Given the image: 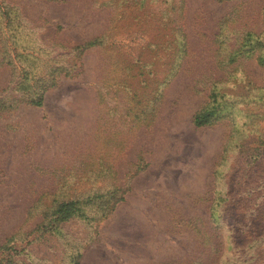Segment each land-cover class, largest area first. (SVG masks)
Instances as JSON below:
<instances>
[{
    "label": "rangeland",
    "instance_id": "obj_1",
    "mask_svg": "<svg viewBox=\"0 0 264 264\" xmlns=\"http://www.w3.org/2000/svg\"><path fill=\"white\" fill-rule=\"evenodd\" d=\"M260 94L264 0H0V264H264Z\"/></svg>",
    "mask_w": 264,
    "mask_h": 264
},
{
    "label": "trees",
    "instance_id": "obj_2",
    "mask_svg": "<svg viewBox=\"0 0 264 264\" xmlns=\"http://www.w3.org/2000/svg\"><path fill=\"white\" fill-rule=\"evenodd\" d=\"M159 6V5H158ZM4 10V9H3ZM164 7H159V9L155 10L154 12L151 13L150 16H152V19H150V16L145 17V19L143 17H139L137 16V19L139 20L136 24L132 23L133 29H132V33H131V41L132 40L135 42H143L145 41V28L147 27V24L151 21H154L155 19L158 18V16L163 14L164 11ZM5 11V10H4ZM7 12L5 11L3 14H6ZM156 13V15H154ZM7 15L9 16V14L7 13ZM153 16H156L155 18ZM136 19V18H135ZM125 24H128L127 22ZM154 26L156 28H161V23H155ZM153 26V27H154ZM107 34L102 35L101 37H97L95 39H93L92 41H90L89 43L85 44V45H80L76 48V51L81 54L83 53L86 49L90 48V47H103V46H107L108 43H106L110 38V36H112L111 32L107 31ZM129 42V43H130ZM246 43H245V39H243V44L241 46H239L235 51H233L232 53L229 54L228 57V61L232 62L236 56H239L240 53H244L246 51ZM114 47H116L115 45H110L108 48L113 49ZM132 64H133V58H131ZM264 97V94L261 95L260 94V100L262 101ZM214 99L207 104L206 106H204L201 110H199L194 117V123L197 126H204V125H208L211 124L212 122L216 121L218 119L219 116H221L223 114V112L225 111L224 109L228 108V106H232L233 103H227L226 99H223L224 96L222 95L220 98H218V96H214ZM263 103V102H260ZM37 105L41 104V99L39 98V100L36 102ZM5 105L4 100L1 98L0 99V109H2ZM264 105V103H263ZM264 144V143H263ZM75 203L74 202H68V203H61L58 207V209L56 210V212L58 214H63V215H71L74 212H78V209L74 208ZM62 219V218H61Z\"/></svg>",
    "mask_w": 264,
    "mask_h": 264
}]
</instances>
